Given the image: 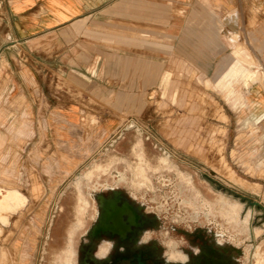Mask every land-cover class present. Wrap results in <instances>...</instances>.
<instances>
[{
    "label": "rangeland",
    "instance_id": "obj_1",
    "mask_svg": "<svg viewBox=\"0 0 264 264\" xmlns=\"http://www.w3.org/2000/svg\"><path fill=\"white\" fill-rule=\"evenodd\" d=\"M8 18V6L0 4V78L14 70L8 63L14 57ZM224 38L232 47L234 37ZM243 49L238 44L232 54L224 52L226 63L210 77L183 61H173L157 92L141 100L138 114L109 117L112 126L95 138L97 146L86 149L84 162L62 163L68 158L61 156L64 170L78 167L75 174L69 179L31 181L29 189L12 183L1 165L10 151L19 164L22 141L21 117H10L3 107L8 101L0 100V189L23 196L15 213L2 205L0 264H64L70 245L75 252L70 264H81L82 253L93 241L98 198L109 196L105 192L109 188L141 208L148 221L145 232L160 229L145 236L152 240L143 249L161 256L158 240L164 239L175 219L195 227L188 233L174 226V234L184 236L200 252L219 251L229 264H264V115H258L247 98L251 87H264V73ZM235 62L234 82L224 89L216 87V76ZM245 65L254 67L247 78L238 74ZM92 129L84 126V140L95 134ZM11 138L12 147H5ZM140 149L145 180L135 175ZM96 166L107 169L100 173ZM223 203L238 208L239 223L225 216ZM102 242H95V248L100 250ZM184 251L193 256L189 249Z\"/></svg>",
    "mask_w": 264,
    "mask_h": 264
},
{
    "label": "crops",
    "instance_id": "obj_2",
    "mask_svg": "<svg viewBox=\"0 0 264 264\" xmlns=\"http://www.w3.org/2000/svg\"><path fill=\"white\" fill-rule=\"evenodd\" d=\"M0 4L8 6L9 48L14 51L8 61L14 70L0 78V100L8 101L3 107L10 117H21L22 141L19 164L10 151L1 165L20 188L29 189L35 180L69 179L78 167L69 172L61 162H84L86 149L97 146L95 138L112 126L109 117L138 114L141 100L157 92L175 60L210 77L226 63L223 53L232 54L239 44L264 73V0ZM227 34L234 37L232 47L225 41ZM236 63L216 76V87L234 82ZM253 69L245 65L238 74L246 77ZM247 94L253 110L264 115V87H251ZM84 126L95 133L87 140ZM61 156L67 161L60 162Z\"/></svg>",
    "mask_w": 264,
    "mask_h": 264
},
{
    "label": "flooded vegetation",
    "instance_id": "obj_3",
    "mask_svg": "<svg viewBox=\"0 0 264 264\" xmlns=\"http://www.w3.org/2000/svg\"><path fill=\"white\" fill-rule=\"evenodd\" d=\"M139 166L136 169V177L145 180V170L143 165V151L139 150ZM166 163L165 160H163ZM107 166H96L95 171L104 173ZM92 172L87 174L91 178ZM137 184H141L139 180ZM110 195L100 196L96 209V221L91 231L92 242L88 244V251L82 253L81 264H164V260L158 253L143 249L144 246H138V241L145 232L147 220L141 213V208L125 200L119 191L106 189ZM225 205L224 214L228 216L233 223H239L238 208L234 205ZM84 208L81 206L79 212ZM245 225L248 223L246 218ZM146 239V238H145ZM104 240L115 241V247L107 256L108 245L102 242L100 250L95 247V242L100 243ZM123 248L124 251H120ZM219 252V251H218ZM199 252V255L189 256V264H229L221 253ZM72 246L65 253L64 264H70L74 258Z\"/></svg>",
    "mask_w": 264,
    "mask_h": 264
},
{
    "label": "clouds",
    "instance_id": "obj_4",
    "mask_svg": "<svg viewBox=\"0 0 264 264\" xmlns=\"http://www.w3.org/2000/svg\"><path fill=\"white\" fill-rule=\"evenodd\" d=\"M172 224L175 227H181V223L179 220H173ZM172 227L171 229L164 231V239L158 240L159 245L162 247L163 252L161 254L162 259L164 260V264H189V256L184 251V249H189L193 255H199L200 249L198 247H195L191 245L187 239H185L184 236H176L174 234L175 227ZM185 231L188 233H192L195 231V227H192L191 224L187 226H182ZM160 231V229H159ZM159 231H152L148 230L146 231L140 240L138 241V246L148 244L152 239H145V236L148 233H156ZM103 243L107 244L108 247V253L105 257L102 259H107V256L111 253V250L113 247H115V241L110 240H104ZM120 251H124L123 248H120Z\"/></svg>",
    "mask_w": 264,
    "mask_h": 264
},
{
    "label": "bare ground",
    "instance_id": "obj_5",
    "mask_svg": "<svg viewBox=\"0 0 264 264\" xmlns=\"http://www.w3.org/2000/svg\"><path fill=\"white\" fill-rule=\"evenodd\" d=\"M251 75H254L253 73H251ZM23 196L17 192V191H7V190H2L0 189V212L1 210H3L2 205L4 206V204L8 207L7 211L8 212H12L14 210V207L22 201ZM15 211H13V213H15ZM1 219V217H0Z\"/></svg>",
    "mask_w": 264,
    "mask_h": 264
}]
</instances>
